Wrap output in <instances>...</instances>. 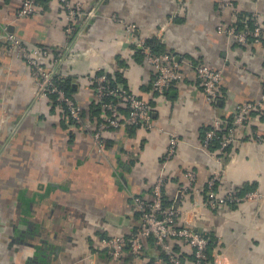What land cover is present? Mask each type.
Returning <instances> with one entry per match:
<instances>
[{"label": "crops", "instance_id": "crops-1", "mask_svg": "<svg viewBox=\"0 0 264 264\" xmlns=\"http://www.w3.org/2000/svg\"><path fill=\"white\" fill-rule=\"evenodd\" d=\"M22 1L0 0V264H154L159 249L153 237L144 240L140 256L126 249L117 261L103 240L136 229L134 196L152 198L160 175L172 205L179 198L177 209L188 224L209 236L208 264H264V112L235 127L236 141L223 154L202 147L217 119H233L239 104L264 91V37L239 44L218 33L236 15H257L264 25V0H235L225 11L221 0H82L95 14L87 16L72 44L75 55L58 69L70 78L82 115L94 101L92 76L99 66L123 73L128 88L152 107V128L109 129L103 152L93 140L95 122L83 115L82 124H73L49 99L36 101L31 67L4 39L8 29L24 45L57 51L69 42L65 7L43 0L38 12L21 17ZM114 15L136 23L142 37L158 38L182 65L184 77L163 96L153 91L155 70L133 49ZM198 63L224 69L215 105L207 102L196 75ZM172 134L179 142L167 158ZM212 153L221 156L220 195L233 189L262 195L203 205L207 181L219 167ZM188 171L196 176L193 185ZM171 244L191 260L190 246L175 239Z\"/></svg>", "mask_w": 264, "mask_h": 264}, {"label": "built area", "instance_id": "built-area-1", "mask_svg": "<svg viewBox=\"0 0 264 264\" xmlns=\"http://www.w3.org/2000/svg\"><path fill=\"white\" fill-rule=\"evenodd\" d=\"M67 10V35L69 42L58 49L54 57L53 66H47V61L52 53L50 49L29 47L24 45L18 35L12 31L5 32L4 39L9 44V49L16 58L26 62L31 67V74L35 86L36 101L49 99L55 95V100L59 103L57 108L60 111H67L73 124H82V107L75 99L69 96L63 89L59 88L57 81L64 77L59 72V67L72 52V44L82 33L87 16L95 14L94 9L85 10L82 0H59ZM235 6V0H221L219 9L225 11ZM35 0H23L19 9L21 17H28L38 12ZM84 16H86L85 19ZM114 21L122 22L125 25L126 36L131 42L133 49L144 55L147 63L156 72L153 82V91L163 96L166 89L174 82L182 79L185 75L181 64L170 52L157 53L152 48L147 39L139 35L136 23L126 22L123 18L114 15ZM243 23V27H238L237 22ZM218 33L229 37L239 44L259 43L264 37V25L257 15L242 14L236 15L234 22L230 25H219ZM75 55V54H73ZM195 72L201 81L207 102L211 105L217 104L221 97L220 85L224 77L223 67H213L207 63H198ZM94 83V101L101 103L102 121L93 129V140L99 152L104 151V132L109 129L120 128L122 126H140L152 128L154 126L152 107L150 102L137 95L130 88L123 84L112 82L108 72L103 67H97L92 76ZM108 99V100H106ZM122 107L128 109L127 113ZM264 112V91L260 98L241 103L237 106L233 126L223 136L218 134L221 127V120H216L215 125L205 131L202 140V147L208 149L214 140H219V149L223 154L225 149L236 141L235 127L244 125L251 121L253 113ZM179 142V138L172 134L166 157H172ZM214 159L219 163V167L210 176L206 184L207 198L203 205L216 207L223 203H236L247 198L261 196L257 190L242 194L238 189L228 191L220 195L216 190V184L222 175L221 156L212 153ZM190 185L195 181V174L188 171L186 174ZM165 178L160 175L152 188V198L142 195L134 196V209L140 216V223L129 236L112 235L103 240V248L112 260H119L126 249L140 256L145 247L144 240L149 237L154 238L155 245L159 249V254L154 260V264H208L207 255L210 244L209 236L193 229L188 224L186 214L173 205L164 207L163 187ZM187 190V188H186ZM183 191V189H182ZM181 191V192H182ZM179 239L192 249L193 259H183L174 252L169 240ZM164 254V255H162Z\"/></svg>", "mask_w": 264, "mask_h": 264}, {"label": "trees", "instance_id": "trees-1", "mask_svg": "<svg viewBox=\"0 0 264 264\" xmlns=\"http://www.w3.org/2000/svg\"><path fill=\"white\" fill-rule=\"evenodd\" d=\"M43 0H35V4L38 6V7H40V3L42 2ZM65 9V16H66V19H67V10H66V8H64ZM67 24H68V19H67ZM237 26L238 27H243V23H241L240 21L239 22H237ZM147 42L148 43H150L151 44V46H152V48L154 49V51L155 52H157V53H162V52H166V49H165V46H164V44L163 43H161V41L158 39V38H156L155 36H154V38H148L147 39ZM39 48H44V47H39ZM51 51V50H50ZM58 51H51V53L52 54H54V56H56L55 54L57 53ZM137 52V54H141L139 51H136ZM141 55H143V54H141ZM53 56V57H54ZM144 56V55H143ZM108 75L110 76V79H111V81L112 82H117V83H120V84H123V85H125L126 87H128L126 84H125V81H124V79H123V73H121V72H119V71H116V72H108ZM57 85H58V87L59 88H61V89H63L69 96H71V92H72V85H71V80H70V78H67V77H61V78H59L58 79V81H57ZM169 88V87H168ZM167 88V89H168ZM167 89H166V91H167ZM166 91H165V93H166ZM49 100L52 102V106H54V107H57V105L59 104L56 100H55V95L53 94V95H51L50 96V98H49ZM106 100H108V99H106ZM122 110L125 112V113H127V111H128V109L126 108V107H122ZM101 111H102V108H101V103H98V102H96V101H93L92 103H90V105H89V107L87 108V109H83V115L87 118V119H89L90 121H93V122H95V124L94 125H98L101 121H102V119L101 118H99L100 117V114H101ZM66 113V115H68L67 114V111H65ZM98 115H99V117H98ZM69 117V116H68ZM231 126H233V119H229L226 123H223L222 124V126L220 127V129L218 130V134L220 135V136H223L224 134H226L227 133V131H228V129L231 127ZM96 127V126H95ZM133 126H131V128H132ZM209 128H211V127H209ZM208 128V129H209ZM205 135V134H204ZM203 138H204V136H203ZM217 148H219V140L217 139V140H214L213 142H212V144L210 145V147H209V149L211 150V151H215V150H217ZM228 148L229 147H227L226 149H225V151L224 152H226L227 150H228ZM163 193H164V195H163V205H164V207H170L171 205H172V200H170L168 197H167V195H166V193H165V187H163ZM173 239V241H174V239H175V241H178L179 239H177V238H172ZM180 241V240H179ZM210 242H211V240H210ZM169 243L171 244V239L169 240ZM211 244V243H210ZM209 244V245H210ZM172 245V244H171ZM172 248H173V250H174V252H176L177 251V249H176V247L174 246V245H172ZM162 255H164V254H162ZM181 257V256H180ZM182 258V257H181ZM191 258V260L193 259V254H192V256L190 257ZM208 259H210V256H209V247H208V255H207V261H208Z\"/></svg>", "mask_w": 264, "mask_h": 264}, {"label": "water", "instance_id": "water-1", "mask_svg": "<svg viewBox=\"0 0 264 264\" xmlns=\"http://www.w3.org/2000/svg\"><path fill=\"white\" fill-rule=\"evenodd\" d=\"M178 201H179V198H178L177 201H176V204H175V206H174L175 208H178V207H177Z\"/></svg>", "mask_w": 264, "mask_h": 264}]
</instances>
